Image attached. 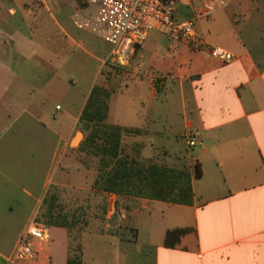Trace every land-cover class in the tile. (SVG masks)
<instances>
[{
    "label": "crops",
    "instance_id": "1",
    "mask_svg": "<svg viewBox=\"0 0 264 264\" xmlns=\"http://www.w3.org/2000/svg\"><path fill=\"white\" fill-rule=\"evenodd\" d=\"M5 30L1 25L0 114L14 115L0 128V264H10L18 237L51 193L87 213L76 238L80 264H264V0H231L199 22L202 37L233 53V61L172 47L151 30L130 65L113 73L122 84L116 92L125 89L134 101L112 106L108 100L104 122L137 130L121 135V145H139L128 152L136 159L184 148L190 174L194 163L201 170L191 180L190 205L94 189L97 174L77 159L70 140L104 59L88 54L98 64L77 115L67 122V112H51L46 100H22L17 82L44 81L57 89L66 87L67 75L49 57L21 56L22 49L38 46L32 35L6 36ZM61 31L65 46L76 43ZM51 44L56 59V41ZM192 134L198 143L188 147ZM178 229L185 232L166 242L167 232ZM49 234L35 259L13 264H66L68 229L51 225Z\"/></svg>",
    "mask_w": 264,
    "mask_h": 264
},
{
    "label": "rangeland",
    "instance_id": "2",
    "mask_svg": "<svg viewBox=\"0 0 264 264\" xmlns=\"http://www.w3.org/2000/svg\"><path fill=\"white\" fill-rule=\"evenodd\" d=\"M0 2L2 3L0 17L3 18V21H0V26L2 25L7 29L5 30L6 36L13 35L11 33L12 31H15V34L18 35H32L35 44L38 43L37 47H33L29 50L26 48L22 49L20 51L21 56H31L34 58L37 56L49 57L51 61L57 65L58 71L61 68L67 75L66 87H57V89L53 88L52 85L45 84L44 81L34 82L30 80H18L17 82L19 83V88L22 92V100L32 97L46 100V107L50 108L51 112H57L60 115L63 114V112H67V115L63 114V116H65L67 122H70V116L74 117L77 115L79 104L83 101L86 88L89 85L91 73L95 70L96 63L98 64V62H95L88 54L93 53L105 59L110 51V44L100 36L86 30L77 29L73 25L71 14L79 0H0ZM198 3L199 0H177L175 3L174 15L178 19L191 18L192 7H194L195 10ZM10 7L16 9L15 15H10L8 13ZM39 8H41L42 14L40 16H35L34 13ZM27 10H30V12L24 16V12ZM208 18L209 16H205L196 19L194 21L195 28L198 29L199 22L206 21ZM61 30H64L67 34L71 35L76 40V43H71L70 45L65 46ZM55 41L56 49L58 50V57H56V59L53 56L52 49L48 48V43H52L51 45L54 46ZM15 51L17 50L15 49ZM15 51L12 53L17 57ZM14 66L15 65H12V67ZM40 66H43V64ZM27 68L31 69L32 66H27ZM50 70L52 71L51 67ZM100 70L102 75L100 74V77L96 81V85L103 86L109 94H111V97L109 96L108 100L111 101L112 106L114 104H131L134 101L132 93L129 94L125 89H123L122 94L116 92L122 87V84L116 81V76L113 73H119V70H110V72H108V70L105 71V68L104 70ZM121 71L123 70L121 69L120 72ZM68 78L73 79L75 84L71 85L68 82ZM112 92L114 93L112 94ZM56 104L59 105V108L55 110L54 105ZM13 115L14 112L1 113L0 128L5 125L8 120H11ZM76 131H80L82 136L80 137L78 145L73 146L71 151L78 155H85V153H87L89 167L91 170L95 171L96 175L98 157L93 155L86 147L80 146L81 142L89 132L85 122L78 120L74 128V134ZM124 145L128 144L124 143L122 145L127 152L134 153L139 150V145L136 147L132 146L131 148L130 146L127 147ZM164 146L168 147L167 144H164ZM173 146L172 149L168 148L170 150L169 156L164 150H161L155 158L141 160L140 157H137V159L144 163L151 162L177 169H188L189 156L187 155L186 150L183 148L179 154H176V146ZM51 194L55 195L54 193ZM50 195L46 197L47 201L42 205V208L37 215L42 220L46 219V211L50 202ZM55 197V202L52 205V213L54 215L56 213H61L66 216L67 221L70 219L73 221L71 226L67 228L70 235V254L72 255L76 252V238L88 220L87 213L83 208L67 207L65 203L58 200L56 195Z\"/></svg>",
    "mask_w": 264,
    "mask_h": 264
},
{
    "label": "built area",
    "instance_id": "3",
    "mask_svg": "<svg viewBox=\"0 0 264 264\" xmlns=\"http://www.w3.org/2000/svg\"><path fill=\"white\" fill-rule=\"evenodd\" d=\"M176 1L79 0L71 20L77 29L96 34L110 44V51L102 64L105 71H120L128 67L136 49L151 30L162 32L172 47L185 45L194 51H205L223 63L233 61V53L207 42L194 25L196 19L210 16L231 0H199L196 9L192 7V17L189 19H178L174 15ZM186 142L193 147L197 145L198 138L193 134L188 135ZM49 229L50 226L40 217H32L18 237L10 264L35 259L37 247L50 240Z\"/></svg>",
    "mask_w": 264,
    "mask_h": 264
},
{
    "label": "trees",
    "instance_id": "4",
    "mask_svg": "<svg viewBox=\"0 0 264 264\" xmlns=\"http://www.w3.org/2000/svg\"><path fill=\"white\" fill-rule=\"evenodd\" d=\"M109 92L101 85H93L79 114V121L85 122L88 134L80 146L86 147L98 157L97 175L93 183L94 189L124 196L145 197L171 203L190 205L192 203V178L201 174L198 163L193 164V173L188 169H177L156 163H144L130 155L121 145L123 132H137L118 125L106 124L104 121L108 111ZM77 159L89 167L87 153L77 155ZM55 195H50V202L43 220L49 226L68 228L72 219L67 221L65 215L52 213ZM47 198L44 199V203ZM184 229L169 231L166 242L173 234L178 237ZM79 247L75 246L74 254H70L66 264H80ZM71 251V250H70Z\"/></svg>",
    "mask_w": 264,
    "mask_h": 264
},
{
    "label": "water",
    "instance_id": "5",
    "mask_svg": "<svg viewBox=\"0 0 264 264\" xmlns=\"http://www.w3.org/2000/svg\"><path fill=\"white\" fill-rule=\"evenodd\" d=\"M81 136H82L81 132L76 131V133L74 134V136L70 140V146L73 147L75 145H78V143L80 142Z\"/></svg>",
    "mask_w": 264,
    "mask_h": 264
}]
</instances>
